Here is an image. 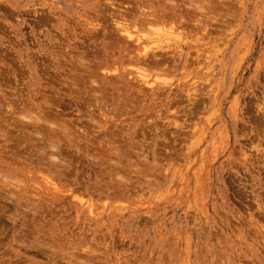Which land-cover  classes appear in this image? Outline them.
<instances>
[{
    "label": "rangeland",
    "instance_id": "obj_1",
    "mask_svg": "<svg viewBox=\"0 0 264 264\" xmlns=\"http://www.w3.org/2000/svg\"><path fill=\"white\" fill-rule=\"evenodd\" d=\"M91 263L264 264V0H0V264Z\"/></svg>",
    "mask_w": 264,
    "mask_h": 264
},
{
    "label": "bare ground",
    "instance_id": "obj_2",
    "mask_svg": "<svg viewBox=\"0 0 264 264\" xmlns=\"http://www.w3.org/2000/svg\"><path fill=\"white\" fill-rule=\"evenodd\" d=\"M114 4H115V3H114ZM209 4H210V3H209ZM120 24H121V23H120ZM122 25H123V23L121 24V27H122L121 31H123L125 35L127 34V35H126L127 38H128V37L131 38V37H132V33L129 31L130 29L127 30V28H126L127 26L125 27V26H122ZM118 26H119V25H118ZM119 27H120V26H119ZM119 27H118V28H119ZM168 29H169V28H168ZM168 29L166 28L165 31H162V34H161V35L159 34V36H162V37H164V38H167V36H169V35H171V34L173 35L175 30L172 31L173 29H172V30H168ZM119 30H120V29H119ZM119 30H117V31H119ZM163 30H164V29H163ZM121 33H122V32H121ZM160 33H161V32H160ZM157 39H158V38H157ZM157 39H153V38L150 39V38H149V39L147 40V43L144 44V46H147V45L150 44L149 46L152 47V45L154 44V45L158 48L159 46H157V44H159V43H158V41H156ZM138 40H140V37H139V36H137V38H136V41H138ZM141 43H142V41H141ZM151 44H152V45H151ZM149 46H148V47H149ZM148 47H147V48H148ZM160 47H161V45H160ZM160 47H159V48H160ZM176 47H177V46H176ZM141 48H142V47H141ZM147 48H146V47L142 48L143 53H144V52L147 53V50H146ZM161 48H162V47H161ZM155 49H156V48H155ZM150 50L152 51V49H150ZM162 50H163V49H162ZM153 52L155 53V52H159V51H153ZM139 53H140V51H139ZM141 53H142V52H141ZM141 53H140V54H141ZM149 53H150V51H149L147 54H149ZM154 53H152V54H154ZM147 54H146V55H147ZM142 56H143V54L141 55V57H142ZM149 56H150V55H149ZM144 57H145V56H144ZM151 59H152V58H151ZM152 60H153V59H152ZM163 60H164V59H163ZM153 61H158V60L156 59V60H153ZM97 62H98V61H97ZM141 62H143V61H141ZM154 64H155V63H154ZM157 64H158V62H157ZM160 65H161V64H160ZM140 82H141V83H144V82H146V81H144V80H140ZM208 83H209V82H208ZM25 125H26V124H25ZM51 136H52V135H51ZM44 145H45V144H44ZM56 145H57V144H56ZM58 145H59V144H58ZM54 147H55V146H54ZM39 149H40V148H39ZM41 149H42V148H41ZM54 151H55V150H54ZM32 248H33V247H32ZM87 256H88V255H87ZM91 264H92V263H91Z\"/></svg>",
    "mask_w": 264,
    "mask_h": 264
}]
</instances>
